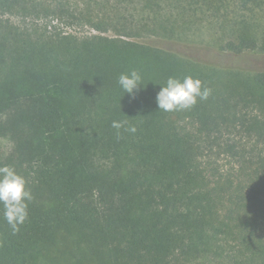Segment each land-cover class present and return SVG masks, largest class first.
<instances>
[{"label": "trees", "instance_id": "16d2710c", "mask_svg": "<svg viewBox=\"0 0 264 264\" xmlns=\"http://www.w3.org/2000/svg\"><path fill=\"white\" fill-rule=\"evenodd\" d=\"M138 1L158 0H0V141L9 146L0 166L34 195L16 234L0 208V264H264V71L124 39L140 28L122 6ZM171 1L175 24L141 28L168 37L188 13L223 20L231 4L264 7ZM249 25H234L220 51L264 53V34ZM133 69L144 85L135 99L117 83ZM189 75L211 88L208 100L159 111L157 84ZM113 120L137 132L117 138Z\"/></svg>", "mask_w": 264, "mask_h": 264}, {"label": "rangeland", "instance_id": "374dc122", "mask_svg": "<svg viewBox=\"0 0 264 264\" xmlns=\"http://www.w3.org/2000/svg\"><path fill=\"white\" fill-rule=\"evenodd\" d=\"M171 2V0H158L150 4V8L144 1H138L136 4L123 5L122 7L127 9V13L125 14V10H123L121 14L127 19L126 23L129 26L136 25L140 28V31H133L129 35L124 36V39L172 53L187 54L191 58L183 57L201 63L202 65L215 66L223 70L239 72L245 75L264 71V53L246 51L235 54L220 51L221 45L230 39L233 26L239 21L248 22L254 31L263 35L264 7L253 8V6H250L245 9L241 6L231 4L228 7L230 14L227 18H223V20L216 17H205L200 12L198 14L188 13L174 26L175 33L173 36L168 37L162 35L161 32H150L145 27L144 29L141 28L144 24L147 25L148 22L158 23V21H168V18H171V22L174 23V19H176L172 16L174 12L171 11V14L168 10L169 4H172ZM179 13L181 14V12ZM157 19L158 21H155ZM58 27L62 31L74 33L80 37L98 34L87 26H67L66 24H61ZM102 35L117 37L118 32L109 30ZM247 141V138L243 139V142ZM8 152V144L0 141L1 156H4L3 154L6 155Z\"/></svg>", "mask_w": 264, "mask_h": 264}, {"label": "clouds", "instance_id": "9594fccd", "mask_svg": "<svg viewBox=\"0 0 264 264\" xmlns=\"http://www.w3.org/2000/svg\"><path fill=\"white\" fill-rule=\"evenodd\" d=\"M142 74L138 70L121 73L117 83L120 89L135 99L136 92L143 85ZM156 84V83H155ZM156 94V104L159 111L183 112L194 108L198 102L206 101L212 94L211 88L203 81L191 75L183 79L170 76ZM111 127L116 130L117 138L121 130L135 134L137 127L130 125L127 120H113ZM34 200L32 190L28 187L27 179L10 165L0 166V208L2 216L12 234L20 231L29 218V207Z\"/></svg>", "mask_w": 264, "mask_h": 264}]
</instances>
